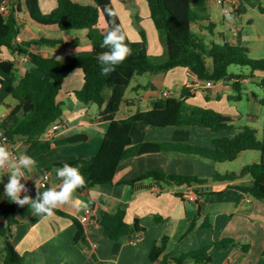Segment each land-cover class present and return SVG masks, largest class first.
Here are the masks:
<instances>
[{"label": "trees", "instance_id": "1", "mask_svg": "<svg viewBox=\"0 0 264 264\" xmlns=\"http://www.w3.org/2000/svg\"><path fill=\"white\" fill-rule=\"evenodd\" d=\"M4 1L0 0V86L19 101L2 124L10 140L14 143L23 140L25 144L36 149L37 155L50 152L54 145L75 146L87 141L88 137L84 134L72 135L60 140L43 138L52 125L62 122L64 105L58 102V96L66 78L78 68L83 69L84 85L80 90L75 91L73 96L84 105L98 106L100 118L110 124L97 155L89 160L59 163L48 169L61 167L65 163L79 165L87 184L78 188L76 193L87 195L97 186L113 183L121 164L135 157L167 153L224 164L236 161L244 152L257 151L260 153V163L244 166L239 173L224 175L216 173L211 180H204L195 176L169 175L158 170H148L125 184L136 190L152 189L157 186L159 188L157 193H162L171 185H205L209 182H235L251 177L252 185L234 186V188L255 200L264 202V127L261 135L251 126L237 129L232 117L214 109L189 104L190 99L197 97L199 89L185 86L179 97L163 96L153 101L148 111H138L126 119L118 118L124 105L133 106V101L126 95L133 80L138 76L167 74L176 68H184L194 73L200 83H223L225 86H230L232 90L238 92V95L229 96V101H240L243 99L242 82L246 77L230 74L228 68L239 65L249 67L253 72L264 73V59H251L249 57L251 51L247 46L232 43L225 33L216 31V24L213 21L196 15L193 8H204L211 0H144L148 4L151 20L166 49L163 57L154 58L148 55V42L144 30H140L142 41L134 42L129 38L113 0H94V6L83 5L75 0H57L58 5L50 14L42 12L40 0H10V11L4 14L2 12ZM21 1H24L29 17L37 24L55 25L63 32L86 31L87 38L92 44V54L58 62L56 57L32 51L33 48L74 50L82 45L79 38L70 42L41 38L15 44L23 26L17 16V13H23ZM230 1L233 0H221L223 6ZM259 2L257 9L264 15V2L261 0ZM108 9L115 15L110 16ZM246 12L247 7L240 4L235 7L233 13L241 16ZM224 15L226 16V13ZM102 19L106 24L105 28L101 27ZM199 21L209 23L211 34L221 38L222 43L208 45L203 38L193 33L192 28ZM113 22L121 27L126 37L125 42L132 49V55L119 64L113 73L106 76L101 74L97 55L108 50L102 48L101 44ZM4 48L27 55L35 71H28L18 77L16 64L1 58ZM208 59L211 65H208ZM140 88L142 85L135 87V90ZM107 89L112 91L109 100L104 95ZM143 89L154 91L155 86L149 83ZM217 98L220 99L221 96L218 95ZM253 98L258 99V97ZM206 100L209 101L210 97L206 96ZM2 102L0 99V104ZM258 102L264 106V98L259 99ZM138 122H146L158 128L199 127L213 132L238 130V134L232 138L216 139L211 148L188 143L135 144L131 133L134 124ZM146 182L149 184H145ZM3 192L4 184L0 183V238L4 241L2 247L4 264H21L23 256L18 253L10 240V223L14 222L16 204L12 203ZM202 213L200 206L197 217L191 222L187 232L198 228V219L201 218ZM126 216V205H122L115 213L100 212L99 223L106 238L111 241H122L141 237L145 228L139 220H135L132 224L128 223ZM2 219L7 220V226L1 224ZM211 225L209 218H206L200 228H209ZM80 235L81 231L78 237ZM232 246H240L245 253L250 249V245H242L231 238L217 240L214 243V248L220 250ZM210 250L211 247H205L190 251L179 258H171L165 254L166 240H163L160 245L154 246L151 260L154 264H184L189 259L195 264H210L213 262Z\"/></svg>", "mask_w": 264, "mask_h": 264}, {"label": "crops", "instance_id": "2", "mask_svg": "<svg viewBox=\"0 0 264 264\" xmlns=\"http://www.w3.org/2000/svg\"><path fill=\"white\" fill-rule=\"evenodd\" d=\"M75 1L83 5H95L94 0H86L84 3L80 0ZM118 1L124 10L125 8L131 10V14L129 13L130 20L135 22L136 28L134 29L132 25L135 33L131 40L134 42L142 41L140 30H144V22L151 26L148 18L150 11L145 13V5L141 0ZM9 4L10 0L4 1L5 6L9 7ZM21 4L24 19L20 22L23 25L20 37L23 42L41 38L66 42L79 38L82 41V45L74 50L33 48V52L62 57V61L92 54V44L87 38L86 31L63 32L55 25L37 24L29 17L24 1H21ZM113 4L119 16L114 0ZM210 4L223 8L225 6L219 4L217 0H211L204 8H199L201 12H205V18L215 23L213 15L208 13ZM230 4L239 6L244 4V0H235ZM57 5V0H47L46 2L40 0L44 14H50ZM141 10L144 11L145 16L140 15ZM234 10L235 7L228 14L239 17L233 13ZM119 18L126 30L122 18L120 16ZM223 18L226 20L225 15ZM131 22L130 24H132ZM207 24L209 25V23ZM105 26L101 25L102 28ZM140 26L142 28L139 29ZM216 31L225 33L217 29V24ZM126 32L128 34L127 30ZM128 36L130 38V34ZM161 44L160 41H154V47L151 50V43L149 42L148 53L158 52L161 55V53L166 52L165 45ZM1 58L16 64L18 77L23 76L28 71H35V67L27 55L15 53L9 48L3 49ZM247 82V79L242 82L243 88ZM150 84L155 86V90H147L144 96H140L138 106L134 100L129 99L133 101V106L129 107L128 110L126 109L127 111L123 116L119 114V119H126L138 111L150 110L152 102L163 97L165 93H168L169 96L179 97L182 88L187 86L205 93L204 96H201L198 92L196 98L188 101L189 104L214 109L230 116L234 120L235 127L237 123L245 120V124L238 125L237 129L251 126L257 129L260 135L263 132L264 121L258 123L260 116L256 110L257 106L261 105L258 100L264 97L255 91H252L253 101H251L255 108L251 107L248 112H244L226 105L228 104L225 103L226 100H229L228 97L233 95L230 86H225L223 83H195L188 69L176 68L167 74L154 75L150 79ZM83 85V71L77 73L76 70L73 71L64 81L58 96V102L64 105V116L54 140L84 134L88 137L86 142L75 146L58 147L54 145L50 152L42 155H37L36 149L25 144L23 140H19L17 143L12 142L20 155L27 154L36 160V167L26 175L27 181H22V183L31 185L32 190L28 194L33 197L36 194V187L41 192L47 188L59 190L62 181L56 177L57 168L48 170L52 166L63 162L89 160L99 153L103 145L110 124L100 118L99 108L94 111V105H84L73 96V93L80 90ZM194 85L196 86L194 87ZM260 85L264 89V80ZM144 87L142 86L140 90ZM173 87H180L179 91L173 93L169 90ZM111 92V89L105 91L104 95L107 100L110 99ZM206 95L210 97L209 101L206 100ZM218 95L221 96L220 99L217 98ZM198 97L204 100L203 104L202 99H200L202 100L200 103L197 102ZM253 97H258V99ZM0 99L3 101L0 104V117L6 115L2 121L3 124L11 110L19 104V101L1 86ZM237 134L238 130L213 132L199 127L158 128L146 122L134 124L131 133L135 144L149 142L188 143L208 148L213 147L216 139L232 138ZM258 163L260 160L255 162V164ZM219 166L220 164L200 158L167 153L131 158L118 168L113 183L97 186L90 190L87 195H80L75 192L74 204L58 207L54 210V215L51 218L44 219L36 215L30 207L21 208L16 205L14 222L10 223V231L12 232L10 240L18 253L23 256L21 264H154L151 260L152 250L155 245H160L163 240H166L165 254L171 258H179L190 251L211 247L210 254L213 262L210 264H264V202L255 200L234 188V186L252 185L251 177L235 182H209L205 185L192 186L171 185L162 193H157L159 191L157 186L152 189L136 190L125 184L148 170L211 180L216 173L223 175ZM225 171H227L225 174L236 173L228 172L229 170ZM3 175L4 173H0V176ZM6 178L5 175L3 180ZM44 182L47 184L45 188L41 186ZM145 184L149 183L146 182ZM191 190L198 193L199 201H190L186 197V194ZM122 205L127 206L126 221L132 224L135 220H139L145 228V232L142 233L137 244L132 243L131 238L111 241L105 237L100 226V212L115 213ZM200 206L203 213L198 219V228L192 232H187L189 225L197 217ZM88 210L93 212V218L97 222H83ZM206 218H209L211 227L200 228ZM1 224L7 226L8 222L6 219H2ZM80 231L81 235L78 237ZM226 238L234 239L242 245H250V249L245 253L240 246H232L223 250L214 248V243L217 240ZM0 240L2 239L0 238ZM4 261L5 256L0 250V264H4ZM184 264L195 263L189 259Z\"/></svg>", "mask_w": 264, "mask_h": 264}, {"label": "rangeland", "instance_id": "3", "mask_svg": "<svg viewBox=\"0 0 264 264\" xmlns=\"http://www.w3.org/2000/svg\"><path fill=\"white\" fill-rule=\"evenodd\" d=\"M47 0H44L46 2ZM119 16L122 18L123 23L126 27V30L128 31V34H130V39L134 38V31L132 29V25L135 28V22H131V18L129 13L131 14V10L125 8V10L122 8L121 3L118 0H114ZM145 5V13L149 12L148 4L146 1L141 0ZM80 2H86V0H80ZM261 2H264V0H261ZM259 0H244V5L247 7V13L244 15H241L239 17L226 14V20L224 17V8L222 6L216 7L212 4L209 5L208 13H211L214 17V21L217 24V29L220 31H224L226 34V37L231 41L232 43H235L237 45H243L247 46L251 53L249 54V57L254 60H260L264 59V15H262L257 7L259 5ZM239 4V3H238ZM222 5V4H221ZM237 6V5H236ZM234 8L230 4V2H227L225 4V9H229L231 12V9ZM194 12L196 15L202 19L205 17V12H201L199 8L194 7ZM144 15V11H140V15ZM236 17V18H235ZM149 22L151 23V26L147 25L146 22H144V31L147 36L148 43H151V50H153L154 47V41H160L162 43L161 45H164L163 40L160 37L159 32L153 25V22L150 17ZM225 20V21H224ZM251 21V22H250ZM130 22L132 24H130ZM101 25L105 26V22L102 19ZM197 26V27H196ZM196 26L194 25L192 28L193 33L198 34L201 38L205 40V42L208 45H211L212 43H222V39L218 36H213L209 30V25L205 21H199L197 22ZM195 27V28H194ZM142 28L141 26L139 29ZM138 29V30H139ZM137 31V30H136ZM133 32V33H132ZM84 33V32H81ZM81 38V37H80ZM156 52V51H155ZM148 55L150 57H163L165 55L164 53H161V55L156 52ZM208 65H211V61L207 60ZM228 72L230 74H236V75H242L245 76L248 82L245 85V88L242 90L243 92V99L240 101H229L226 100L225 103H228L226 105H230L231 107H234L240 111L248 112V110L252 107H254V104L251 103L253 101L252 99V91L257 92L259 95L264 97V89L261 87L260 83L264 80V73L262 72H253L249 67L246 66H239V65H233L228 68ZM20 74H22L20 72ZM152 76L150 75H144L142 77H136L130 89L127 92L126 97L128 99H132L135 101L136 105L138 106L140 104V96H144L147 93V90L141 89V90H135V87L138 85L147 86L150 83V79ZM180 87H173L169 88L173 93L176 91H179ZM200 95L204 96V92L200 91ZM231 93L234 96L238 95V92L231 90ZM177 95V93H175ZM207 96V95H206ZM201 97H198L197 102L200 103L202 100ZM204 100L202 101L203 104ZM128 106L124 105L122 107V110L120 112V116H123L125 111L128 110ZM127 109V110H126ZM93 110L97 111L98 106L94 105ZM256 113L260 116L258 123H262L264 121V106L259 105L257 106ZM257 123V125H258ZM245 124V120H242L240 123H237L236 127L242 126ZM239 125V126H238ZM261 137V136H260ZM260 160V153L257 151H249L244 152L240 158H238L234 162L224 163L220 164V172L224 175L225 170H229L228 172H236L239 173L244 166H247L249 164H255V162H259ZM248 178V177H247ZM4 241L3 239L0 240V250L2 252Z\"/></svg>", "mask_w": 264, "mask_h": 264}, {"label": "clouds", "instance_id": "4", "mask_svg": "<svg viewBox=\"0 0 264 264\" xmlns=\"http://www.w3.org/2000/svg\"><path fill=\"white\" fill-rule=\"evenodd\" d=\"M108 12L110 16L115 15L110 9H108ZM125 41L126 37L121 27L113 22L101 44L102 48L108 50L97 55L102 75L107 76L113 73L119 64L132 55V49ZM62 59V57H56L58 62H61ZM81 71H83L82 68L76 69V73ZM35 167L36 160L33 157L27 154L15 157L8 150L5 143L0 142V172L4 173L3 176H0V183L4 184L3 194L12 203L21 208L28 206L36 215L44 219L51 218L54 215V210L58 207L74 204L76 190L87 184V180L80 171L79 165L73 166L65 163L56 169V177L62 181L59 190L47 188V190L41 192L36 187V194L33 197L28 194L29 189L22 181H27L26 175ZM5 175L8 177L6 183L3 181Z\"/></svg>", "mask_w": 264, "mask_h": 264}, {"label": "built area", "instance_id": "5", "mask_svg": "<svg viewBox=\"0 0 264 264\" xmlns=\"http://www.w3.org/2000/svg\"><path fill=\"white\" fill-rule=\"evenodd\" d=\"M219 4H222L221 0H217ZM235 2V0H233ZM233 1H230V2H233ZM235 4V3H234ZM232 7H236V5H233ZM10 11L9 7L8 6H5L3 5L2 7V12L4 14H8ZM230 11L229 9H225L224 8V13L228 14ZM17 16H18V19L20 22L23 21L24 17L22 16L21 13H17ZM23 40L20 36H18L15 40V44H20L22 43ZM189 74L190 76L192 77V79L194 80L195 83H200L198 81V78L197 76L192 73L191 71H189ZM169 94L168 93H165L164 94V97H168ZM6 118V115L4 116H1L0 117V142H3L5 143V145L7 146L8 150L11 151L13 153V155L15 157H19L20 154L17 152V150L14 148L13 146V143L12 141L10 140V138L7 136V133H6V130L3 128L2 126V121ZM60 128V124L56 123L54 125H52L44 134L43 138L46 139V140H53L55 138V134L57 133V131L59 130ZM2 173V172H0ZM27 188L29 189V192L32 190V187L30 184L28 183H25ZM42 187H46L47 184L44 182L41 184ZM186 197L190 200V201H194V202H197L199 200V196L196 192H194L193 190L189 191L187 194H186ZM83 222L84 223H94V222H97L96 219L93 218V212L91 210H88L87 213H86V216L83 218ZM140 241V238H137V239H132V243L134 244H137L138 242Z\"/></svg>", "mask_w": 264, "mask_h": 264}, {"label": "water", "instance_id": "6", "mask_svg": "<svg viewBox=\"0 0 264 264\" xmlns=\"http://www.w3.org/2000/svg\"><path fill=\"white\" fill-rule=\"evenodd\" d=\"M4 182L6 183L7 180L5 179ZM10 237L12 238V232L10 231Z\"/></svg>", "mask_w": 264, "mask_h": 264}]
</instances>
